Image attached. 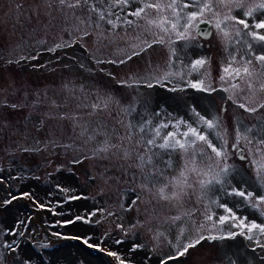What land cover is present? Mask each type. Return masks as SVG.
Returning <instances> with one entry per match:
<instances>
[{"label": "rangeland", "instance_id": "1", "mask_svg": "<svg viewBox=\"0 0 264 264\" xmlns=\"http://www.w3.org/2000/svg\"><path fill=\"white\" fill-rule=\"evenodd\" d=\"M21 2L23 3L22 15L20 22L17 23L12 18L15 9L10 8L9 0H0V52L7 56V58H0V89H5V91H0V101L6 99L9 103L21 102L25 91L28 93V100L31 101L35 87H41L37 92L43 91L41 99L44 101V108L49 113L80 112L82 119L92 121L93 126L99 121L109 127L114 126L120 132L125 130L117 122V110L89 117L87 115L89 110L78 109L76 106L80 101L71 96L65 90L64 85L67 83L69 87L77 88L82 85L85 91L89 90L90 94L93 91L108 93L122 106L134 105L136 111L128 118L133 123L139 120L145 110L148 113H161L160 117H152L153 122L165 118L164 113L171 114V117L190 120L193 118L191 109L194 107L204 116L220 115L228 129L229 136L234 137L235 121L237 119L247 121L252 117L232 101L226 100L227 94L219 90L221 67L226 62L228 54L215 32L211 38L199 40L203 47L183 49L182 41H177L172 45L185 63L188 62V58L200 56L209 58L206 66L209 78L212 86L218 89L210 94L191 88L172 92L159 85L149 89L142 85L129 88L118 83L121 80H128L129 77H144L157 68H165L169 58L167 43L155 44L145 52H141L140 55L133 56L124 64L102 63L98 69L94 70L90 69V62L86 60L83 49L80 47L81 43L78 42L72 47L50 53L53 59L49 62V58L38 55L36 61L35 59L21 60L20 65L15 62L8 63L10 59L16 61L22 56H36L35 50L52 47L55 42H60L61 38L64 40L69 38L68 34L62 31L60 17L55 11H53L55 19L49 23V17L44 15L48 9L42 0H14V3ZM32 6H37L38 15L33 14ZM131 7L134 8L136 5L133 4ZM233 14L240 16V11L237 10ZM26 16H31V20H26ZM249 23H252L251 19ZM58 26L60 30L57 29ZM136 34L131 30H128L127 34L118 30V35L111 37L112 43L95 35H88L83 40L86 39L85 43L88 44L91 54L88 51L86 53L92 56H97L98 53L99 57H103L104 60L119 61L130 54L129 44ZM41 41H46V43L41 44ZM56 53H59V59L55 58ZM25 63L31 67L30 70L33 72L27 73L20 69H23ZM35 71L38 74H35ZM52 77H57V79ZM89 77L95 82L89 84L87 80ZM112 77L115 81H111ZM191 78L196 79V74H193ZM49 82L50 86H48ZM115 82L120 86L118 95H114L117 91L113 87ZM14 88L19 89L18 98H16L17 93L13 94ZM45 92L47 101L44 100ZM76 95L79 96L80 93L77 92ZM52 99L60 104L67 100V106L59 110L52 108ZM223 108L227 111L222 112ZM10 110L11 108L8 107H0V126H3L4 122L8 123V127L0 131V177L7 178L0 183V232L13 229L20 219L28 222V230L23 237L18 238L20 246L16 252L0 247V264H18V257L19 259L31 257L33 264H118L115 257L107 254L109 251L118 252L122 258L129 261V264H159L161 259L174 254L173 243L176 241L179 226H183L185 236L195 237L199 225L203 222L202 211L208 203L207 200L197 201L193 197L183 206H175V202L154 200L149 193L141 192L142 199L132 205L133 196L124 193V189L132 183V172L135 169H128L126 174L120 167L125 162L117 158L87 159L83 163L73 164L74 159L90 155L95 145L89 143L85 146L80 140L77 141L82 145V149L74 145L71 121L55 118L57 119L55 124L43 125L46 127L35 131L36 120L32 122L24 120V114L32 111L31 108H22L15 115V110L12 109V112ZM258 114H264V109L256 115ZM21 120L23 125L27 124L22 130ZM251 120L245 123L249 125L256 123V120ZM41 132H49V134L47 137L41 134L36 141L38 144L36 147L32 139L22 136L26 134L35 137V133L40 134ZM52 139H55L58 144H73V147L70 149L55 147L57 151L51 152L49 148L52 145L47 142ZM24 147L40 150L33 151L32 159L28 160L20 154ZM174 160L175 166L178 167L180 156L175 155ZM229 163L234 165L239 173L232 183L239 186V181L246 180L248 187L257 190L259 194L252 178V172L245 162L233 156ZM61 165V170L57 171V167ZM12 177L22 178L12 179ZM56 185L74 191L61 193ZM10 192L13 195L30 192L32 195L4 205ZM49 193L52 195L49 196ZM70 195H79L82 198L63 202L64 197ZM238 199L232 198L228 202L231 205ZM57 202L61 203L58 205ZM39 204H45V207L40 208ZM95 209H105V211L97 212L91 217L90 223L80 221L74 224L64 223L76 215H84ZM193 209L195 211L190 217L183 215ZM214 210L218 215L221 214V210ZM108 212L115 213V215H108ZM178 214L182 216V221L173 223L170 217ZM238 215H246L249 220L264 222V217L249 208H244ZM138 221L140 223H137ZM117 224L123 225V229L127 230V235L116 227ZM133 225L135 227H132ZM158 232L163 235L159 236V239H154ZM57 233L59 235H56ZM76 237L80 239H75ZM84 237H92L89 244L98 245V247H88L83 242ZM118 237L122 238L124 243L116 245L114 239ZM101 238H103L102 243ZM12 239L11 236L3 235L0 236V243ZM261 243H264V237H261ZM134 244L143 247L130 252ZM41 245H47V248H41ZM253 248H256L254 242L241 235H237L234 239L216 241L205 239L194 249H190L185 257H178L176 260L169 261L168 264H228L227 258L235 260L236 264H264V259H262L264 250L256 248L253 251ZM41 255L44 258L43 261L40 259Z\"/></svg>", "mask_w": 264, "mask_h": 264}, {"label": "snow or ice", "instance_id": "2", "mask_svg": "<svg viewBox=\"0 0 264 264\" xmlns=\"http://www.w3.org/2000/svg\"><path fill=\"white\" fill-rule=\"evenodd\" d=\"M42 3L48 9L44 15L49 17V23L55 19L53 16L55 11L60 17L62 31L69 37L67 40L61 38L60 42L45 49L50 53L72 47L88 35H95L112 43L111 37L118 35V30L125 34L131 30L137 34L130 42V54L125 58L117 61L93 56L97 64H124L133 56H138L151 48L153 44L167 43L169 58L165 68L154 69L144 77H129L128 80L118 81L122 86L129 88L142 85L151 89L159 85L172 92L187 88L209 94L216 92L218 89L212 86L206 67L209 58L204 56L188 58V62L185 63L177 49L172 47L177 41L183 42V49L203 47L199 40L207 39L215 32L228 54L226 62L221 67L219 90L227 94L226 100L232 101L256 119V123L251 125L245 123L244 119H237L234 137L229 136L220 115L204 116L194 107L191 109L193 118L190 120L171 117V114L164 113L165 118L153 122L152 117H160L161 113H148L145 110L139 120L133 123L128 118L136 111L134 105L122 106L111 94L101 92L90 94L85 92L82 85L79 88L69 87L67 83L64 85L65 90L80 101L76 106L78 109H88L89 117L106 111L110 113L115 109L117 122L125 131L120 132L114 126L109 127L99 121L93 126L92 121L82 119L80 112L58 111L45 113V116L71 121L73 140H80L85 146L89 143L95 145L90 155L74 159L73 164L83 163L87 159L117 158L125 162L120 167L126 174L128 169H135L132 172V183L124 189V193L133 196L132 205L142 199L141 192L149 193L154 200L175 202V206H183L193 197L197 201H208L202 211L203 222L199 225L195 237L185 236L183 226H179L176 241L173 243L174 254L161 259L159 264H168L178 257H185L190 249H194L205 239L216 241L234 239L237 235H241L254 242L256 248L264 250V243H261V237H264V222L249 220L246 215H238L244 208H249L264 217V114L256 115L264 109V0H42ZM133 4L136 7L132 8ZM9 5L10 8L15 9L12 18L19 23L23 3L9 0ZM237 10L240 11V16L233 14ZM32 12L38 15L37 6H32ZM25 19L30 21L31 16H26ZM40 43L45 44L46 41ZM39 54L37 52L36 56H22L19 60H9L8 63L36 59ZM193 74H196V79L191 78ZM18 91L19 89L14 88L13 94ZM77 92L80 93L79 96L76 95ZM44 100L47 101L46 92ZM43 102L40 92H34L33 99L29 101L28 93L25 91L20 103H9L5 99L0 101V107L13 110L31 108L34 112ZM66 106L67 100L62 104L57 103L55 99L51 101V107L57 110ZM221 111L227 109L223 108ZM31 115L32 112H29L25 119H30ZM43 124L44 120H41L37 127L41 128ZM5 127H8L7 122L0 126V131ZM47 144L64 149L73 147V144H58L55 139L48 141ZM21 150L28 152L40 149L25 147ZM175 155L180 156L178 167L175 166ZM233 156L245 162L252 172L259 194L257 190L248 187L246 180L239 181V186L232 183L239 174L236 167L229 163ZM61 168L62 165L58 166L57 171ZM16 178L22 177H12V179ZM4 179L7 178L0 177V183ZM56 188L61 193L74 191L59 185H56ZM31 195L30 192L18 195L10 192L4 205ZM51 195L49 193V196ZM81 198L79 195L65 196L63 202ZM232 198L239 199L230 205L228 200ZM57 203L59 205L61 202ZM38 206L44 208L45 204ZM214 209L221 210V214L218 215ZM104 211L105 209H95L84 215H76L64 223L74 224L77 221L90 223L91 217L97 212ZM194 211L195 209L187 211L183 215L190 217ZM53 214H55L54 210ZM108 215L115 213L108 212ZM170 219L175 223L182 221V216L178 214ZM27 223L20 219L13 229L0 232V236L13 237L11 241L0 243V247L16 252L20 246L18 238L23 237L28 230ZM116 227L127 235L123 225L117 224ZM161 235L163 233L158 232L154 239H159ZM90 239L92 237H84V244L90 248L98 247L89 244ZM102 242L103 238H101ZM114 243L120 245L124 240L118 237L114 239ZM141 247L143 246L134 244L130 252ZM41 248H47V245H41ZM256 248L252 250L255 251ZM107 254L115 257L118 264H129V261L116 251H109ZM40 259L43 261L42 255ZM227 259L228 264H236L235 260ZM18 264H33V259L18 257Z\"/></svg>", "mask_w": 264, "mask_h": 264}, {"label": "trees", "instance_id": "3", "mask_svg": "<svg viewBox=\"0 0 264 264\" xmlns=\"http://www.w3.org/2000/svg\"><path fill=\"white\" fill-rule=\"evenodd\" d=\"M57 29L58 30H60V26H58L57 27ZM84 41V43L82 42V41H80V42H78L79 44H80V47H81V49H83V52H84V56L86 57V60H88L89 62H90V69H98V66L100 65V64H97L96 62H95V60L93 59V56L92 55H90L91 54V52H90V50H89V46H88V44L87 43H85L86 42V39H84L83 40ZM117 41H118V39H117ZM55 43H58V42H55ZM54 43V44H55ZM53 44V45H54ZM83 45V46H82ZM153 46H155V44H153L152 45V47ZM46 48H49V47H43V48H40V49H37V50H35V52H39L40 54H39V56L40 57H44V58H49V60H48V62L49 61H51L52 59H53V57H52V55L50 54V52H47V51H45V49ZM85 49H87V51L90 53V54H87L86 53V50ZM7 58V56L6 55H4V54H2L1 52H0V58L1 59H3V58ZM96 58H99V59H103V57H99V54L97 53V56H95ZM55 58L56 59H59L60 58V55H59V53H56L55 54ZM16 59V58H15ZM20 58H18V60H19ZM10 60H12V61H14V59H10ZM21 61V60H20ZM35 61H36V59H35ZM19 64V63H18ZM21 64V63H20ZM19 64V65H20ZM102 64V63H101ZM108 65H113V63H107ZM35 66H37L38 67V65H36L35 64ZM21 70H23L24 72H33V71H31L30 69H31V67L28 65V64H24L23 65V69L22 68H20ZM47 72H48V70H46ZM45 71V72H46ZM50 73V72H49ZM35 74H38V72H36L35 71ZM53 79H57V77H52ZM114 78L112 77L111 78V81L113 80ZM87 80H88V82H89V84H92V83H94L95 82V80L94 79H91L90 77L89 78H87ZM113 81H115V80H113ZM51 82V81H50ZM50 82H49V84H48V86H50L51 84H50ZM115 85H113V87H114V89H117V91H115L114 92V95H118V93H119V89H120V86H118V85H116V82L114 83ZM41 87H35V92H37L38 91V89H40ZM85 92H87V93H89V90H86ZM15 93H17V92H15ZM43 93V91H41L40 92V94H42ZM95 92L93 91V93L92 94H94ZM18 94L19 93H17V97L16 98H18ZM20 95V94H19ZM13 98V97H12ZM42 101H43V99H41ZM11 102H12V100H11ZM12 103H20V101H16V102H12ZM44 102L33 112V111H28L26 114H24V120L25 121H29V122H32V121H34V120H36L35 121V131L36 130H39L40 128H38L37 127V125L39 124V122L41 121V120H44V124L43 125H46V124H50V123H54L55 124V120H57V119H55V118H48L47 116H45V113H49L45 108H44ZM46 106V105H45ZM12 110V109H11ZM10 110V112H12ZM18 111L19 110H15V113H14V115L15 114H17L18 113ZM29 112H32V115H31V118L30 119H25L27 116H28V114H29ZM11 116H12V114L11 113H9ZM20 123L22 124L21 125V130H22V128L23 127H25L26 128V125L27 124H25L24 123V125H23V121L21 120L20 121ZM46 127V126H45ZM45 127H43V128H45ZM41 134H43V137H47L48 136V134H49V132H41L40 134H37V133H35V137H33V136H27L26 134H24V135H22L23 137H26V138H30V139H32L33 140V144H34V146L36 147L38 144L36 143V141L39 139L38 137H40V135ZM71 137V136H70ZM73 140V139H72ZM42 144H44V143H42ZM73 144L74 145H76V146H78V147H80L81 149H82V145L77 141V140H73ZM25 148V147H24ZM49 150L51 151V152H56L57 151V149L55 148V147H50L49 148ZM35 152H37V151H35ZM33 151H28V152H24V151H20V154L24 157V158H26V159H28V160H31L32 159V155H33ZM76 243H78V244H80L79 242H76Z\"/></svg>", "mask_w": 264, "mask_h": 264}, {"label": "flooded vegetation", "instance_id": "4", "mask_svg": "<svg viewBox=\"0 0 264 264\" xmlns=\"http://www.w3.org/2000/svg\"><path fill=\"white\" fill-rule=\"evenodd\" d=\"M242 27V26H241ZM213 35V34H212ZM212 37V36H211ZM241 51H243V50H241ZM262 110V109H261ZM260 114H258L257 116H259ZM253 117V120H251V118ZM252 117H250V119L249 120H247V121H255L256 119H255V117L254 116H252ZM246 120H245V122H247Z\"/></svg>", "mask_w": 264, "mask_h": 264}, {"label": "water", "instance_id": "5", "mask_svg": "<svg viewBox=\"0 0 264 264\" xmlns=\"http://www.w3.org/2000/svg\"><path fill=\"white\" fill-rule=\"evenodd\" d=\"M211 37V36H210ZM210 37H208L207 39H209Z\"/></svg>", "mask_w": 264, "mask_h": 264}]
</instances>
